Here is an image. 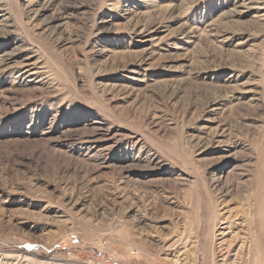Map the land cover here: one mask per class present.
Returning a JSON list of instances; mask_svg holds the SVG:
<instances>
[{
	"label": "rangeland",
	"instance_id": "obj_1",
	"mask_svg": "<svg viewBox=\"0 0 264 264\" xmlns=\"http://www.w3.org/2000/svg\"><path fill=\"white\" fill-rule=\"evenodd\" d=\"M0 264H264V0H0Z\"/></svg>",
	"mask_w": 264,
	"mask_h": 264
}]
</instances>
